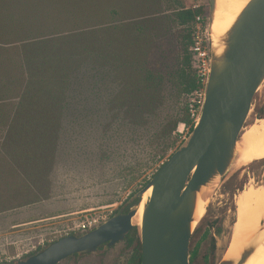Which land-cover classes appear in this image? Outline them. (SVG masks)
Instances as JSON below:
<instances>
[{
	"label": "trees",
	"instance_id": "trees-1",
	"mask_svg": "<svg viewBox=\"0 0 264 264\" xmlns=\"http://www.w3.org/2000/svg\"><path fill=\"white\" fill-rule=\"evenodd\" d=\"M56 5L55 0H0V129L4 133L0 137V172L18 170L36 187L37 192L29 184L20 187L36 196L28 205L60 196L54 188L51 164L58 157L63 140L69 136L90 137L97 142L96 151L85 152L89 156L92 152L101 154L102 164L108 167V163L122 157L121 149L127 150L117 140L130 143L135 151L141 150V130L168 96L164 85L174 83L189 98L204 86L191 48L195 18L198 14L209 17L208 5L177 10L175 19L184 27L178 50L154 43L153 54L139 51V58V52L132 51L124 40L125 34L133 32L129 27H106L103 35L82 27L61 30L59 26L77 24L81 18L55 9ZM137 30L143 33L144 25ZM190 106L188 103L184 117L174 119L172 131L178 132L181 124L194 129L197 121ZM194 107L200 114V106ZM121 120L125 122L115 125ZM162 135L163 145L153 140L145 144L152 148L148 165L157 161L159 150L165 153L175 148L177 137L166 141V133ZM130 197L111 217L131 210L137 199L131 201ZM7 212L4 217L10 216ZM198 233L195 231L192 236L191 249ZM124 240L135 250L131 264H142L139 228L133 227ZM215 251L216 241L212 240V258Z\"/></svg>",
	"mask_w": 264,
	"mask_h": 264
},
{
	"label": "rangeland",
	"instance_id": "rangeland-1",
	"mask_svg": "<svg viewBox=\"0 0 264 264\" xmlns=\"http://www.w3.org/2000/svg\"><path fill=\"white\" fill-rule=\"evenodd\" d=\"M55 1L57 3L55 9L81 18L77 24L67 23L59 26V29L82 27L87 30L93 29L99 35H103L106 27L118 26L122 29L129 27L133 32L125 34V42L132 46V51L148 54H153L154 43H160L165 49L170 46L178 50L184 34V27L175 19L178 9L207 5L210 9V0ZM115 11L118 12L115 14ZM141 25H144L143 33L137 30ZM118 32V35H121V32ZM140 52L138 58L141 57ZM163 89H168V96L163 98L155 115L141 130L142 132L140 131L142 138L139 140L138 148L141 150L135 151L130 143H121L117 140L116 143L127 146V150L123 152L121 149L122 157L118 156L117 161L108 163V167L102 164L104 161L101 160V154H93L97 145L95 140H90V137L84 135L78 138L69 136L63 140L59 147L60 153L51 164L54 188L57 193H61L60 196L46 198L41 204L35 202L34 205H28L26 203L29 200H36V196L29 189L20 190L30 183L27 178L18 170L8 174L0 172V262H7V257L14 254L18 246L29 247L42 239L53 242L68 235L67 231L75 227L86 214L96 213L110 218L109 216L127 198L134 197L135 193L146 186L152 179V174L192 132L190 126L182 124L178 132L172 131L174 119L184 117L188 103L191 104L190 107H194L199 100L197 93L191 98L182 95L174 83L164 85ZM194 109L197 111L196 107ZM196 115L197 112L193 117L197 118ZM261 115H264V82L254 96L245 127ZM123 122L125 121H118L115 125ZM163 133H166V141L177 137L175 148L165 153L159 150L157 161L148 165L151 158L148 155L151 154L152 148L145 147V144L152 140L162 142L160 136L163 137ZM3 136L4 133L0 129L1 139ZM161 148L160 146L159 149ZM90 150L93 152L89 156L85 151ZM62 152H76L77 155L63 156ZM135 162L138 164L135 165ZM39 167L43 170L49 169ZM251 181L257 184L264 182V158L245 166H239L235 162L225 177L218 178L205 190L206 210L195 225V231L199 233L192 249L190 247V264H218L225 256L233 243L236 198ZM31 186L37 192L36 187ZM6 210L11 212L8 213ZM6 212L10 216L4 217ZM212 240L216 241L214 258L211 252ZM134 254V247L127 246L123 240L113 246L105 245L96 252L68 257L59 264H131Z\"/></svg>",
	"mask_w": 264,
	"mask_h": 264
},
{
	"label": "water",
	"instance_id": "water-1",
	"mask_svg": "<svg viewBox=\"0 0 264 264\" xmlns=\"http://www.w3.org/2000/svg\"><path fill=\"white\" fill-rule=\"evenodd\" d=\"M209 5L210 73L201 113L185 142L135 193L131 201L136 198L137 203L129 212L115 214L81 235L63 236L11 264H59L71 255L95 252L103 244L113 246L135 226L142 264H190L199 197L236 162L240 134L264 82V0H250L218 39L212 31L217 0ZM151 187L139 225L134 218ZM263 230L264 222L238 257L224 256L218 264H245L262 244Z\"/></svg>",
	"mask_w": 264,
	"mask_h": 264
},
{
	"label": "bare ground",
	"instance_id": "bare-ground-1",
	"mask_svg": "<svg viewBox=\"0 0 264 264\" xmlns=\"http://www.w3.org/2000/svg\"><path fill=\"white\" fill-rule=\"evenodd\" d=\"M249 1L217 0L215 18L212 24L215 39H218L230 28ZM241 137L242 139H239L238 142L236 163L239 166H245L261 161L264 158V116L258 117L244 127ZM152 189L151 187L146 192L139 212L134 218V222L139 225L142 222L145 200ZM236 205V221L232 233L233 243L226 251L225 257H238L248 241L259 232L264 222V182L260 184L254 181L249 182L237 196ZM205 210L206 199L205 196L201 195L196 211L197 219L205 213ZM260 239L262 244L245 264H264V230L260 234Z\"/></svg>",
	"mask_w": 264,
	"mask_h": 264
},
{
	"label": "built area",
	"instance_id": "built-area-1",
	"mask_svg": "<svg viewBox=\"0 0 264 264\" xmlns=\"http://www.w3.org/2000/svg\"><path fill=\"white\" fill-rule=\"evenodd\" d=\"M197 7V6H195ZM192 51L196 54L198 59V72L200 76L203 78L204 86L197 91L198 94V105L199 108L202 109L204 100H205V91L206 84L208 81V76L210 73V59H211V45H210V30H209V17H206L202 14H198L195 18L193 25V45ZM194 108V107H193ZM195 115L196 109H193ZM201 113V112H200ZM199 118V114L197 115L196 121ZM113 214V213H112ZM111 214V215H112ZM111 215L109 217H111ZM108 216L102 214H86L77 225L70 230L67 231L66 234H70L72 231L85 233L96 227H98L101 223L106 221ZM49 241L42 239L38 243H33L29 247L24 245L18 246L17 251L7 257L6 261L8 263L22 260L24 257L35 253L40 248L45 247Z\"/></svg>",
	"mask_w": 264,
	"mask_h": 264
},
{
	"label": "flooded vegetation",
	"instance_id": "flooded-vegetation-1",
	"mask_svg": "<svg viewBox=\"0 0 264 264\" xmlns=\"http://www.w3.org/2000/svg\"><path fill=\"white\" fill-rule=\"evenodd\" d=\"M83 234V233H82ZM195 244V243H194ZM104 245V244H103ZM106 245H108V243H106ZM102 246V245H101ZM46 247V246H45ZM99 249V248H98ZM97 249V250H98ZM96 252V251H95ZM76 255H78V254H75V255H71V256H76ZM215 255H216V251H215ZM71 256H69V257H71ZM68 258V257H67ZM23 259H25V258H23ZM65 260V259H64ZM17 262V261H16ZM11 263H14V262H11Z\"/></svg>",
	"mask_w": 264,
	"mask_h": 264
}]
</instances>
